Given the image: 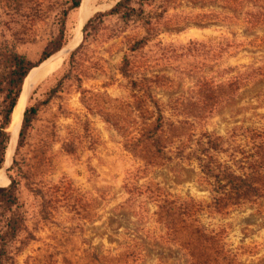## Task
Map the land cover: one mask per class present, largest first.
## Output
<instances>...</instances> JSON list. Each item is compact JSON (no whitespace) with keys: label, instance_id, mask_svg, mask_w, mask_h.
<instances>
[{"label":"rangeland","instance_id":"1","mask_svg":"<svg viewBox=\"0 0 264 264\" xmlns=\"http://www.w3.org/2000/svg\"><path fill=\"white\" fill-rule=\"evenodd\" d=\"M70 5L0 0V44L38 61ZM129 7L31 89L5 264H264V0Z\"/></svg>","mask_w":264,"mask_h":264},{"label":"trees","instance_id":"2","mask_svg":"<svg viewBox=\"0 0 264 264\" xmlns=\"http://www.w3.org/2000/svg\"><path fill=\"white\" fill-rule=\"evenodd\" d=\"M134 0H120L111 10L107 12L95 13L85 24L82 29L84 39H86L89 29L95 30L96 26L102 22L104 17L116 16L129 9L134 12L130 6ZM141 2L149 0H139ZM82 0H71V5L61 11L58 32L44 47L38 61L31 62L26 57L16 52L14 46L7 43L0 44V170L3 169L6 158V151L9 145L11 135L8 128L11 124L12 114L20 98L22 87L26 78L34 71L36 67L49 60L53 55L61 51L67 43L66 21L69 13L80 7ZM82 47V44L70 54L69 61L73 63L74 56ZM56 92V89L53 93ZM43 104V103H42ZM41 103L26 107L17 141V151L24 146V142L33 121L39 112ZM16 163H14L15 165ZM10 184L0 187V205L10 211L17 204L16 183L9 177ZM11 237L15 236L17 230L16 220L10 222ZM0 264H5L4 237H0Z\"/></svg>","mask_w":264,"mask_h":264},{"label":"bare ground","instance_id":"3","mask_svg":"<svg viewBox=\"0 0 264 264\" xmlns=\"http://www.w3.org/2000/svg\"><path fill=\"white\" fill-rule=\"evenodd\" d=\"M100 0H83L80 7L77 9L76 23L71 31V39L63 49L53 56L49 61L43 63L39 68L35 69L24 81L22 92L17 105L13 111L9 133L11 139L8 145L6 154V163L4 167H8L11 163L12 155L15 151L19 131L21 128L24 111L29 99L31 89L39 81L45 80L52 72H55L63 63L65 57L80 43L82 39L81 30L86 21L95 13L104 11L110 8L117 0H106L100 4ZM4 167L0 170V186L7 184L8 179L4 174Z\"/></svg>","mask_w":264,"mask_h":264},{"label":"water","instance_id":"4","mask_svg":"<svg viewBox=\"0 0 264 264\" xmlns=\"http://www.w3.org/2000/svg\"><path fill=\"white\" fill-rule=\"evenodd\" d=\"M83 1V0H82ZM16 107V106H15Z\"/></svg>","mask_w":264,"mask_h":264}]
</instances>
